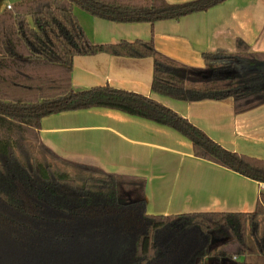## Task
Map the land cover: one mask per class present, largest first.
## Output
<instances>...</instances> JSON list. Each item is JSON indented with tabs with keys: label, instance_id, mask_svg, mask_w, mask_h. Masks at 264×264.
Instances as JSON below:
<instances>
[{
	"label": "trees",
	"instance_id": "16d2710c",
	"mask_svg": "<svg viewBox=\"0 0 264 264\" xmlns=\"http://www.w3.org/2000/svg\"><path fill=\"white\" fill-rule=\"evenodd\" d=\"M224 0H18L0 11V264H206L264 259V193L252 212L151 215L146 181L67 160L40 138L43 117L106 107L149 119L191 140L197 157L264 183V159L231 151L164 104L111 86L76 91L73 58L106 52L154 58L152 88L185 101L232 98L237 113L264 104V52L238 38L232 52H204L189 66L152 41L93 44L74 12L118 22H155ZM79 169L40 159L31 143ZM235 259V260H234Z\"/></svg>",
	"mask_w": 264,
	"mask_h": 264
},
{
	"label": "crops",
	"instance_id": "0c3cea01",
	"mask_svg": "<svg viewBox=\"0 0 264 264\" xmlns=\"http://www.w3.org/2000/svg\"><path fill=\"white\" fill-rule=\"evenodd\" d=\"M16 1L0 0V11ZM74 12L93 44L152 41L159 52L189 66H204V52L235 51L238 38L252 51L264 52V0H224L153 23L112 21L80 5ZM153 71L151 56L81 54L73 58L72 85L76 91L108 85L145 95L223 147L264 159V104L237 113L232 98L174 99L153 90ZM40 138L67 160L145 179L151 215L252 212L264 193L263 182L197 157L191 140L177 130L117 109L91 107L47 115L41 120Z\"/></svg>",
	"mask_w": 264,
	"mask_h": 264
},
{
	"label": "rangeland",
	"instance_id": "374dc122",
	"mask_svg": "<svg viewBox=\"0 0 264 264\" xmlns=\"http://www.w3.org/2000/svg\"><path fill=\"white\" fill-rule=\"evenodd\" d=\"M33 149L35 150V152L37 153V156L40 159H44L46 158L47 160H49L52 163V166L54 168H60V169H66L67 171H69L72 175H78L80 173L79 169L71 166V165H66L61 161H58L57 159H55L54 157H52L50 154H48L47 152L41 150L38 147L37 143H31ZM260 219H263V216H260ZM264 229V226H263ZM252 252H250V254L246 255V256H240L238 257L239 259H242L243 257L246 258L248 261H251L255 264H264V259H262L258 253L256 252V250L254 249V245L251 242V250ZM235 260V259H234ZM215 258H209L206 260V264H232V262H229L227 260H219Z\"/></svg>",
	"mask_w": 264,
	"mask_h": 264
},
{
	"label": "built area",
	"instance_id": "2783aa9c",
	"mask_svg": "<svg viewBox=\"0 0 264 264\" xmlns=\"http://www.w3.org/2000/svg\"><path fill=\"white\" fill-rule=\"evenodd\" d=\"M7 8H12V5H11V4H8V5H7Z\"/></svg>",
	"mask_w": 264,
	"mask_h": 264
},
{
	"label": "flooded vegetation",
	"instance_id": "af4514ba",
	"mask_svg": "<svg viewBox=\"0 0 264 264\" xmlns=\"http://www.w3.org/2000/svg\"><path fill=\"white\" fill-rule=\"evenodd\" d=\"M216 259V258H215ZM217 263H219V260H218V262Z\"/></svg>",
	"mask_w": 264,
	"mask_h": 264
}]
</instances>
